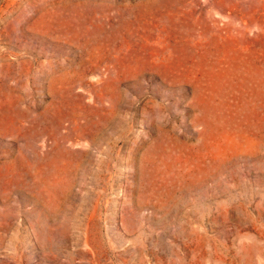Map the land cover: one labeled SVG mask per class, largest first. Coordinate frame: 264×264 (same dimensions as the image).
Segmentation results:
<instances>
[{
	"label": "rangeland",
	"instance_id": "374dc122",
	"mask_svg": "<svg viewBox=\"0 0 264 264\" xmlns=\"http://www.w3.org/2000/svg\"><path fill=\"white\" fill-rule=\"evenodd\" d=\"M0 264H264V0H0Z\"/></svg>",
	"mask_w": 264,
	"mask_h": 264
}]
</instances>
